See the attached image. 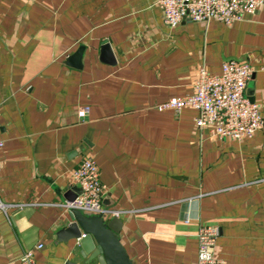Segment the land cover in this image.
Wrapping results in <instances>:
<instances>
[{
  "label": "crops",
  "instance_id": "crops-1",
  "mask_svg": "<svg viewBox=\"0 0 264 264\" xmlns=\"http://www.w3.org/2000/svg\"><path fill=\"white\" fill-rule=\"evenodd\" d=\"M231 58L253 66L247 92L264 113V4L170 26L156 0H0V264L28 248L39 264H99L63 233L85 155L135 264H197L204 224L221 228L217 257L264 264V126L213 136L194 107H156Z\"/></svg>",
  "mask_w": 264,
  "mask_h": 264
},
{
  "label": "built area",
  "instance_id": "built-area-1",
  "mask_svg": "<svg viewBox=\"0 0 264 264\" xmlns=\"http://www.w3.org/2000/svg\"><path fill=\"white\" fill-rule=\"evenodd\" d=\"M162 10L163 20L176 26L184 19H218L232 23L244 14L256 11L264 0H156ZM254 68L247 61L227 59L220 72L210 71L205 65L198 69L194 91L186 96L171 97L159 102L158 109L180 111L186 106L198 110L195 117L198 126H208L213 136L245 138L255 134L264 126L261 104L252 100L247 92ZM89 106L78 109L79 116H85ZM0 137V146L3 145ZM74 180L81 191L72 200L61 204L65 209L78 208L89 214L119 216L121 209L106 207L103 203L104 187L99 177V167L91 155L82 157L72 170ZM2 205V202L0 201ZM219 225L204 224L198 232L199 249L197 264H228L215 255L213 247L220 235ZM38 242L36 247H41ZM22 264H39L34 256V248H28L20 256Z\"/></svg>",
  "mask_w": 264,
  "mask_h": 264
},
{
  "label": "water",
  "instance_id": "water-1",
  "mask_svg": "<svg viewBox=\"0 0 264 264\" xmlns=\"http://www.w3.org/2000/svg\"><path fill=\"white\" fill-rule=\"evenodd\" d=\"M81 49L82 47L77 49L69 59H77L81 55ZM102 50L110 51L109 43H103ZM74 64L77 66L78 63ZM80 191L79 185L73 187L72 193H67V199H74ZM68 212L71 222L63 233L66 234V239L70 237L77 239L83 256L96 251L94 256L99 264H135L120 238L122 225L120 217L113 216L106 219L102 214H89L78 208H71Z\"/></svg>",
  "mask_w": 264,
  "mask_h": 264
}]
</instances>
